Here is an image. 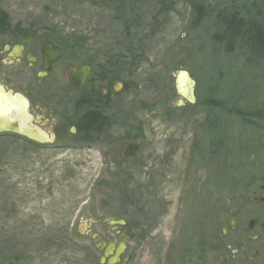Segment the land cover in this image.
Wrapping results in <instances>:
<instances>
[{
    "label": "rangeland",
    "instance_id": "374dc122",
    "mask_svg": "<svg viewBox=\"0 0 264 264\" xmlns=\"http://www.w3.org/2000/svg\"><path fill=\"white\" fill-rule=\"evenodd\" d=\"M193 5L212 14L197 23ZM0 9L12 27L78 50L75 63L123 65L111 84L121 85L111 91L105 132L70 135L69 118L65 143L0 139L10 149L0 164V239L13 228L25 238L33 227H67L70 240L29 263L99 264L102 252L89 233L123 218L131 228L123 239L129 264H219L218 211L228 207L264 122V82L255 78L256 65L212 39L215 14H264V0H0ZM179 70L195 82L193 104L178 105ZM236 108L260 114L244 121ZM128 143L138 153L125 158Z\"/></svg>",
    "mask_w": 264,
    "mask_h": 264
},
{
    "label": "flooded vegetation",
    "instance_id": "af4514ba",
    "mask_svg": "<svg viewBox=\"0 0 264 264\" xmlns=\"http://www.w3.org/2000/svg\"><path fill=\"white\" fill-rule=\"evenodd\" d=\"M78 56L76 49L66 51L61 43L41 38L37 34H26L21 28L10 25L0 31V78L7 83H21L23 93L17 94L22 95L28 104L24 113L18 101L5 100L13 102L15 108L11 114L13 119H8L4 114L6 106L2 104L0 125H4L5 129L0 134L14 136L21 142L33 145L65 143L68 141L64 127L70 124L68 122L65 125V119H73V125L69 127L70 135L78 132V121L88 112L107 119L112 92L118 91L114 90L116 83L111 87L113 83L109 80L106 68L103 70L96 66L99 62L95 65L86 60L75 63ZM84 64L89 67L86 79L80 87L70 85L71 70ZM0 86L5 91H11L2 84ZM236 114L244 121L254 117ZM26 120L33 129L39 130L32 126L35 124L50 131L49 134L42 132L48 139L23 136L6 129L8 123L22 126ZM109 127L106 121L100 133ZM257 128L256 139L249 152V162L233 189L232 199L228 207L222 212L218 211L219 232L215 237L214 252L219 264H264V122L258 124ZM112 220H123L125 223L111 224L109 220L102 234L89 233L94 249L102 252L99 264H107L108 259L117 251L118 257L113 264H129L132 258L131 254H125L127 244L124 240L131 237V228L123 218ZM108 245L113 246L112 252L102 262Z\"/></svg>",
    "mask_w": 264,
    "mask_h": 264
},
{
    "label": "trees",
    "instance_id": "16d2710c",
    "mask_svg": "<svg viewBox=\"0 0 264 264\" xmlns=\"http://www.w3.org/2000/svg\"><path fill=\"white\" fill-rule=\"evenodd\" d=\"M193 12L195 13V21H198L208 17L212 14L210 7L193 5ZM10 26L7 14L0 9V31H3L6 27ZM212 39L221 44L224 47V51L228 54H235L239 52L246 65L253 64L255 66V78L264 82V66L260 67L264 63V14L256 11L250 16H243L237 11H218L215 14L214 30ZM116 61L111 62L109 59L99 63L97 68H106V72L109 73V80L118 81L120 79V72L123 65H116ZM122 62H120L121 64ZM260 84V83H259ZM261 86V84H260ZM255 88V87H254ZM252 87L248 86L247 92H250ZM250 95V93H248ZM254 102V100L252 101ZM234 113L245 114L247 116H255L251 114L259 115L257 111L244 112L241 108L233 110ZM97 113L88 112L81 120L78 121L76 130L78 132H88L89 130H95L101 132V126L106 123L104 117L98 118ZM6 137H12L13 144H22L14 136H8L0 134V139ZM3 144V143H2ZM0 145V164L4 163L8 159L10 149ZM27 143L24 142L23 145ZM30 146H36L31 144ZM12 209V206L9 210ZM29 230L25 233V238L22 237V232L18 233L17 229L13 228L9 231V234L1 236V253H4L7 257L6 264H30L37 252H41L44 249L53 247L55 245L64 244L70 240L68 228H57L51 230L47 228L45 230Z\"/></svg>",
    "mask_w": 264,
    "mask_h": 264
},
{
    "label": "water",
    "instance_id": "95a60500",
    "mask_svg": "<svg viewBox=\"0 0 264 264\" xmlns=\"http://www.w3.org/2000/svg\"><path fill=\"white\" fill-rule=\"evenodd\" d=\"M47 47H49V45H47ZM88 71H89V67L87 64L73 68L70 72V75H69L70 85L75 86V87H80L82 85V83L84 82V80L86 79ZM120 85H121L120 83H117L114 90L117 91L118 86H120ZM194 85H195V82L191 78V76L189 75V73L187 71L179 70V71L175 72L174 88L180 97V99L178 100V105H182L184 101L191 103V104H193L195 102ZM0 90H1V93H0V109H1L2 104L5 103V100H16L19 102V105H20V108L22 109V111L24 113L26 112V110L28 108V104H27V100L22 95L17 94V93L13 94L11 91H5L2 86H0ZM9 113L10 114L13 113V108H9L6 106V112L4 114L7 116L8 119H13L12 115L10 117L8 116ZM0 116H2V114ZM27 118L29 120V116ZM28 120H26V122H24V124L22 126H19L15 123H12L10 125V123H8V126L6 129H11L14 132H16L20 135H23V136H34V137H39L41 139H48V137L45 134H43L41 131L33 129L31 126H29L27 124ZM3 129H5L4 125H0V131ZM72 131H73V129H72ZM137 153H138L137 144L128 143L125 146V148L122 152V155L125 158H130V157L135 156ZM110 222H111V224H119V225H123L125 223L123 220H111ZM92 236L94 237L95 235H92ZM121 245L123 246V243H121ZM112 248H113L112 245H108L105 248L104 257L101 259L102 262L104 261L105 257H107L111 254ZM118 253H119V251L115 252L112 255V257H110L108 259L107 264H113L114 261L118 257Z\"/></svg>",
    "mask_w": 264,
    "mask_h": 264
},
{
    "label": "bare ground",
    "instance_id": "6f19581e",
    "mask_svg": "<svg viewBox=\"0 0 264 264\" xmlns=\"http://www.w3.org/2000/svg\"><path fill=\"white\" fill-rule=\"evenodd\" d=\"M183 84V83H182ZM6 101H8V100H6ZM5 101V102H6ZM4 106H7V107H9V108H14V103L13 102H11V103H9V102H6V103H4V105H3V107Z\"/></svg>",
    "mask_w": 264,
    "mask_h": 264
}]
</instances>
